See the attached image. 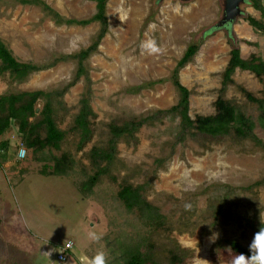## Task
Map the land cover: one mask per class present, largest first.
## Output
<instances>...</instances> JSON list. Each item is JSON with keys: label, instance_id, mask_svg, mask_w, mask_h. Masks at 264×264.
<instances>
[{"label": "rangeland", "instance_id": "374dc122", "mask_svg": "<svg viewBox=\"0 0 264 264\" xmlns=\"http://www.w3.org/2000/svg\"><path fill=\"white\" fill-rule=\"evenodd\" d=\"M44 1L66 18H87L95 12L92 0ZM241 9L242 15L230 23L229 31L242 58L254 53L264 60V32L254 30L243 18L250 14L259 19L260 15L247 3ZM222 11L221 0H107V32L84 62L88 83L83 76L73 82L77 60L67 56L95 39L98 22L58 25L38 6L0 0V37L18 60L45 64L62 55L67 57L21 83L7 74L0 76V94L68 87L60 97L65 108L56 118L58 127L67 130L73 125L80 96L90 85L89 101L95 113L90 125L92 137L82 150L75 145L78 136L69 133L60 149L46 147L35 154L38 160L27 150L17 168L11 142L16 138V127L0 137V142L10 141L6 150L0 151V264H81V256L90 258L101 247L107 252L120 226L128 231V223L133 222V214L123 206L115 207L116 193L125 183L142 184V195L165 216L163 226L147 227L144 232L156 259L163 264L168 261V251L180 253L184 264H230L229 260L219 261L231 257L227 240L237 239L244 246L251 243L255 227L264 225V148L233 131L216 138L195 132L179 141V117L158 114L133 138L119 139L116 159L92 194L84 195L77 187V181H84L92 172L89 150L93 145H107L110 122L140 119L177 102L170 74L186 47L201 38L179 78L191 92V117L214 113L230 50L226 30L217 25ZM206 31L210 34L203 36ZM146 33L163 46V54L141 52L139 46ZM232 80L224 98L254 122L253 132L264 144L261 109L243 91L264 99V80L240 69L235 70ZM3 153L6 157L2 159ZM62 153L74 159L73 171L42 174L44 168L51 170V158ZM44 163L48 165L43 167ZM222 198L227 199L223 207L226 214L215 221L213 206ZM185 205L191 209L186 210ZM89 232L102 234V240L91 241ZM214 233L222 241L218 249L217 239L214 243L210 240ZM68 241L72 242L71 253L59 260L57 255Z\"/></svg>", "mask_w": 264, "mask_h": 264}, {"label": "trees", "instance_id": "16d2710c", "mask_svg": "<svg viewBox=\"0 0 264 264\" xmlns=\"http://www.w3.org/2000/svg\"><path fill=\"white\" fill-rule=\"evenodd\" d=\"M23 5L38 6L46 17H49L54 23L61 25H87L91 22H98L100 27L95 39L85 48L80 49L77 53L68 55V58L77 60V68L73 82L83 76L89 83L85 60L97 49L99 41L107 32V17L105 14L107 0H92L95 2V12L87 18H66L51 8L44 0H16ZM252 8L259 12L260 18L256 19L250 14H246L244 20L258 32H264V5L261 0H245ZM231 23V22H230ZM230 23L221 26L226 30L228 43L230 45L229 59L221 72V84L219 95L214 102L215 111L212 114H197L194 118L189 114V96L190 90L187 89L179 78L180 70L188 64L201 45L202 38L197 42L190 43L184 50L182 56L176 62L169 80L178 93L177 102L170 108L157 111L154 114L143 116L140 119H130L121 123L110 122L108 124L109 138L107 145L99 147L93 145L87 154L92 172L84 181H77V187L84 195L93 193V187L97 184L99 178L107 174L111 165L116 159V146L120 138L128 136L134 137V133L146 123L153 122L158 114H171L179 117L178 140L183 141L187 135H193L195 132L208 135L210 137L225 136L233 131L234 134L241 138L251 139L257 144H264L253 132L254 122L242 111L238 110L228 99L224 98V92L228 84L233 83L232 75L236 69L247 70L253 73L260 81L264 80V60L254 53L248 58H242L240 47L234 42L230 30ZM214 30V28H211ZM210 34L206 31L203 36ZM264 34V33H262ZM254 44L251 42H245ZM66 56L62 55L54 58L51 62L39 64L31 61H20L17 59L13 50L0 37V76L7 74L8 78L14 82L21 83L34 72L52 67L59 60H65ZM72 82V83H73ZM264 82V81H263ZM70 83V85L72 84ZM68 87L60 90H33L18 91L0 94V137L8 133L13 127H16V138L14 142V156L20 146L26 150H31L33 158L38 160L37 154L44 148L60 149L66 141L69 133L76 134L78 137L75 145L78 151L82 150L84 145L92 137V119L95 113L92 111L89 101L90 85L78 100V111L73 117V125L67 130L60 129L57 125V113L65 108L60 97L65 93ZM248 99L256 101L261 109L260 120L264 125V99H256L251 93L244 90ZM37 104L39 106L37 107ZM13 139V138H12ZM10 141L8 138L0 142V151L4 152ZM3 153L2 159L6 157ZM25 158V157H24ZM23 159H15V168L22 164ZM51 170L42 169L44 175H67L73 171L74 159L68 153H62L60 157L53 156ZM21 160V161H20ZM13 164L10 166L13 168ZM17 164V166H16ZM48 165L47 163L43 164ZM13 168V169H15ZM143 185H132L131 183L122 184L116 193L115 207L123 208L133 214V222L128 223L130 229L126 231L120 226L116 236L109 242L108 246V264H163L156 259L154 248L148 236L144 234L148 228L156 226L161 227L165 223V216L159 208L145 199L142 195ZM226 198H222L220 203L213 206V217L218 221L219 216H224V204ZM137 219L140 223H137ZM264 226L259 224L254 229V235ZM148 227V228H147ZM221 239H217L216 248L222 246ZM228 250L232 256L236 254L251 255L249 245L244 246L237 239L227 240ZM71 251H66V256ZM169 258L165 264H184V258L176 251H168ZM231 257L223 258L219 261H231ZM227 259V260H226Z\"/></svg>", "mask_w": 264, "mask_h": 264}, {"label": "clouds", "instance_id": "9594fccd", "mask_svg": "<svg viewBox=\"0 0 264 264\" xmlns=\"http://www.w3.org/2000/svg\"><path fill=\"white\" fill-rule=\"evenodd\" d=\"M153 27L154 26H150ZM140 49L143 54H147L149 56L161 55L164 52V48L160 45L157 40L149 36L146 33L145 39L140 43ZM27 154V150L21 147L19 151V156L23 158ZM186 210H190V205H185ZM262 221V219H261ZM264 223V221H262ZM88 238L96 243H99L102 240V234L96 232H89ZM219 238L218 233H214L212 237H210L211 242H215L216 239ZM71 247V245H68ZM249 250L251 255L246 254H236L232 257L230 264H264V227L254 235L250 245ZM81 264H108V253L103 250L101 247L98 249L92 257L81 256Z\"/></svg>", "mask_w": 264, "mask_h": 264}, {"label": "water", "instance_id": "95a60500", "mask_svg": "<svg viewBox=\"0 0 264 264\" xmlns=\"http://www.w3.org/2000/svg\"><path fill=\"white\" fill-rule=\"evenodd\" d=\"M182 2L189 0H180ZM222 1V19L217 23V25H225L226 23H230L234 21V19L238 18L242 15L243 10L241 9V5L245 3V0H221Z\"/></svg>", "mask_w": 264, "mask_h": 264}, {"label": "built area", "instance_id": "2783aa9c", "mask_svg": "<svg viewBox=\"0 0 264 264\" xmlns=\"http://www.w3.org/2000/svg\"><path fill=\"white\" fill-rule=\"evenodd\" d=\"M21 147L22 146H20L19 147V149H18V152H17V158L18 159H23V158H21L20 156H19V151H20V149H21ZM24 148V147H23ZM71 241H68V242H66L62 247H61V252L57 255V258L59 259V260H65L66 258H67V256H66V251H70L72 248L71 247H69L68 245L70 244L71 245Z\"/></svg>", "mask_w": 264, "mask_h": 264}, {"label": "crops", "instance_id": "0c3cea01", "mask_svg": "<svg viewBox=\"0 0 264 264\" xmlns=\"http://www.w3.org/2000/svg\"><path fill=\"white\" fill-rule=\"evenodd\" d=\"M263 1V0H262ZM264 3V1H263ZM247 7H249L250 9L252 8L249 4H247ZM254 9V8H253ZM255 10V9H254ZM256 12H258L257 10H255ZM259 13V12H258ZM73 254V253H72ZM69 255V254H68Z\"/></svg>", "mask_w": 264, "mask_h": 264}]
</instances>
